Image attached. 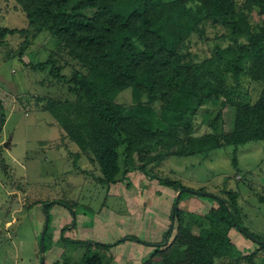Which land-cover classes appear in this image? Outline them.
I'll return each mask as SVG.
<instances>
[{
    "label": "trees",
    "instance_id": "16d2710c",
    "mask_svg": "<svg viewBox=\"0 0 264 264\" xmlns=\"http://www.w3.org/2000/svg\"><path fill=\"white\" fill-rule=\"evenodd\" d=\"M13 1L25 14L28 27L0 28V44L8 36L28 34L29 28L37 33L46 31L85 70H73L65 78L52 58L33 65L34 70H44L52 64L49 74L67 83V92L74 99L41 97L31 106L33 111L48 112L79 152L90 156L100 172L96 178L99 185L116 183L122 155L125 166L132 164L135 156L146 165L167 157L207 155L230 143L232 166L237 169V148L250 142H264V25L254 31L248 19L252 7L264 15V0ZM205 24L224 29L233 43L241 37L250 41L227 53L188 63L189 43L193 36L203 34ZM227 74H231L235 84L242 76L258 82L259 96L252 103L235 105L233 129L228 135L216 132L195 135L194 121L199 108L223 104L220 97L231 103L229 94L235 93L236 88L226 86ZM123 92L131 98L126 106L122 102ZM130 106H147L158 117L156 126L151 127L154 121L150 116L127 115L125 110ZM0 114L3 124L1 102ZM126 178L124 174L123 180ZM158 182L180 193L177 203L173 199L171 224L160 242L142 243L132 235L111 244L70 241L84 249L75 264H109L113 256L106 261L105 253L126 241L153 248L140 264H214L223 258L239 260L242 252L229 236L231 230L241 231L236 193L225 191V198L204 195L214 198L217 206L201 216L178 207L182 194L193 190L168 178ZM53 203L45 204V214ZM69 226L62 228L60 241H67L63 232ZM46 237L47 229L44 252ZM253 239L257 250L264 249L262 240Z\"/></svg>",
    "mask_w": 264,
    "mask_h": 264
},
{
    "label": "rangeland",
    "instance_id": "374dc122",
    "mask_svg": "<svg viewBox=\"0 0 264 264\" xmlns=\"http://www.w3.org/2000/svg\"><path fill=\"white\" fill-rule=\"evenodd\" d=\"M248 19L254 31L264 25V15L257 7H252ZM2 27H28L25 14L13 0H0ZM249 41L241 37L233 43L224 29L205 24L203 34L193 36L189 43L187 62L227 53ZM51 58L65 78L73 70L85 71L46 31L37 33L29 28L28 34L8 36L0 44V102L4 115L0 129V264H40L41 256L44 264H75L84 249L70 242L74 240L111 244L132 235L142 243L160 242L171 224L170 211L178 194L159 184L161 178L179 181L187 189L202 190L217 198H225V191L236 193L242 232L231 230L229 236L242 255L238 261L223 258L214 264H264V249L257 250L253 241V237L264 241V142L239 146L237 169L232 166L230 143L207 155L167 157L146 165L135 156L133 163L125 166L122 155L116 183L99 185L96 178L100 172L90 156L79 152L48 112L32 110L36 98L74 99L67 92V83L49 74L52 64L44 70L32 68ZM225 84L236 88L235 93L229 94L231 103L220 97L223 104L199 108L195 135L231 133L235 105L252 103L261 90V85L249 76L240 77L235 84L231 74H227ZM122 95L125 99L119 102H131L127 92ZM125 113L150 116L153 128L158 120L147 106H130ZM6 142L9 144L4 147ZM124 174L127 178L123 180ZM51 202L55 203L45 214L44 206ZM216 206L214 198L192 193H183L178 205L186 213L201 216ZM45 216L46 251L42 254L39 241ZM69 224L63 232L67 241H60L62 228ZM175 232L174 229L171 238ZM152 249L126 241L111 247L105 257L109 261L113 256L109 264H140Z\"/></svg>",
    "mask_w": 264,
    "mask_h": 264
},
{
    "label": "water",
    "instance_id": "95a60500",
    "mask_svg": "<svg viewBox=\"0 0 264 264\" xmlns=\"http://www.w3.org/2000/svg\"><path fill=\"white\" fill-rule=\"evenodd\" d=\"M1 125H2V117H1V114H0V128H1ZM8 144H9V142H6V143L3 144V146H4V147H7ZM191 192H192V193H195V194H197V195H201V196L209 195V194L204 193V192H195V191H191ZM179 194H180V193H178L177 196H176V198H175V203H177V201H178ZM44 212H45V211H44ZM47 220H48V218H47V216H45L44 226H43V229H42L41 234H40L39 247H40V253H42V254L44 253V244H43V241H44L45 231H46V229H47ZM166 242H167V241H165V243H166ZM261 243H264V241L261 242ZM40 264H44V257H43V256L40 257Z\"/></svg>",
    "mask_w": 264,
    "mask_h": 264
}]
</instances>
